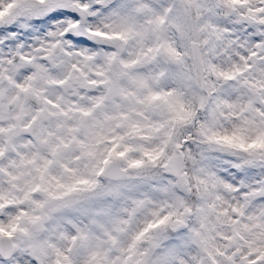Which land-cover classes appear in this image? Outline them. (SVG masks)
<instances>
[{
	"label": "snow or ice",
	"instance_id": "1",
	"mask_svg": "<svg viewBox=\"0 0 264 264\" xmlns=\"http://www.w3.org/2000/svg\"><path fill=\"white\" fill-rule=\"evenodd\" d=\"M0 264H264V0H0Z\"/></svg>",
	"mask_w": 264,
	"mask_h": 264
}]
</instances>
